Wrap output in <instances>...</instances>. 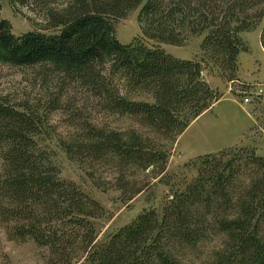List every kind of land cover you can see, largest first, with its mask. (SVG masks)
<instances>
[{
    "label": "trees",
    "instance_id": "1",
    "mask_svg": "<svg viewBox=\"0 0 264 264\" xmlns=\"http://www.w3.org/2000/svg\"><path fill=\"white\" fill-rule=\"evenodd\" d=\"M9 5L41 13L46 27L15 36L0 16V64L40 66L60 77L47 112L66 109L78 129L59 139L60 147L94 186L114 188L125 201L149 186L146 174L155 179L165 172L176 137L220 100L204 70L236 81L243 51L238 34L264 20V0ZM135 10L142 36L123 45L114 22ZM201 36L198 59L176 58L160 46L179 47ZM259 41L264 50V23ZM65 88L99 114L131 120L134 127L86 121L84 107H69ZM47 115L27 101L0 96V228L7 240H32L48 251L49 264H264V157L254 150L197 157L191 162L195 176L169 192L160 214L144 211L97 245L95 220L105 210L62 179L38 146Z\"/></svg>",
    "mask_w": 264,
    "mask_h": 264
},
{
    "label": "rangeland",
    "instance_id": "2",
    "mask_svg": "<svg viewBox=\"0 0 264 264\" xmlns=\"http://www.w3.org/2000/svg\"><path fill=\"white\" fill-rule=\"evenodd\" d=\"M137 14L138 10L132 11L125 19L114 22L119 43L125 45L142 36ZM0 16L10 22L15 36L46 27L41 13L24 7H16L14 11L9 0H0ZM263 23L264 20L238 34L243 51L238 56L236 81L225 82L215 71L204 70V80L221 94L220 100L192 120L186 130L176 137L165 172L155 179L146 174L149 186L130 201H125L114 188L103 190L94 186L85 168L69 160L60 147L59 139H66L78 130L66 109L47 112L50 100L61 84L60 77L40 66L10 67L0 64V96L15 104L27 101L38 109L39 115L48 114L44 117L47 126L38 146L50 154V160L62 179L74 182L104 208V215L95 220L97 245L106 242L110 235L130 224L144 211L155 210L160 214L169 192L195 176L191 162L197 157L238 148L254 150L258 156L264 157V50L259 41ZM47 33L53 34L54 31ZM201 40L202 36L190 37L179 47L160 46L176 58L198 59ZM65 90L69 107L85 108L86 121L116 130L134 127L131 120L99 114L90 101L84 104L82 95H73L69 88ZM99 177L103 179L106 176L101 173ZM48 259L45 248L38 247L32 240L24 243L9 241L0 228V264H49Z\"/></svg>",
    "mask_w": 264,
    "mask_h": 264
},
{
    "label": "built area",
    "instance_id": "3",
    "mask_svg": "<svg viewBox=\"0 0 264 264\" xmlns=\"http://www.w3.org/2000/svg\"><path fill=\"white\" fill-rule=\"evenodd\" d=\"M245 102H246V103L248 102V99H247V98H245Z\"/></svg>",
    "mask_w": 264,
    "mask_h": 264
}]
</instances>
